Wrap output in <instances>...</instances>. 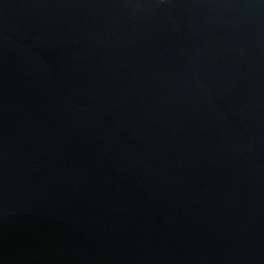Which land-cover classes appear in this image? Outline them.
Masks as SVG:
<instances>
[{
    "label": "water",
    "instance_id": "obj_1",
    "mask_svg": "<svg viewBox=\"0 0 264 264\" xmlns=\"http://www.w3.org/2000/svg\"><path fill=\"white\" fill-rule=\"evenodd\" d=\"M0 264H264V0H0Z\"/></svg>",
    "mask_w": 264,
    "mask_h": 264
}]
</instances>
